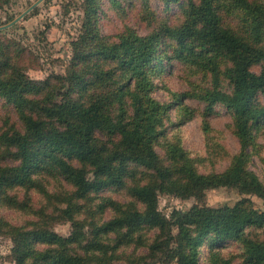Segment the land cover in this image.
Wrapping results in <instances>:
<instances>
[{
    "label": "trees",
    "instance_id": "trees-1",
    "mask_svg": "<svg viewBox=\"0 0 264 264\" xmlns=\"http://www.w3.org/2000/svg\"><path fill=\"white\" fill-rule=\"evenodd\" d=\"M95 1L87 2L89 33ZM232 1L250 18L251 35L226 28L215 0H199L190 3L185 22L176 29L164 26L149 35H120L116 42L79 37L71 70L67 77H58L69 83L67 92L47 81L49 89L40 93L12 65L9 52L0 53V95L12 103L23 125L0 133V204L34 218L18 227L0 219V232L11 234L17 244L16 264H112L132 247L145 249L146 258L163 264H199L198 245L210 236L218 243L240 242L244 248L240 263L213 255L212 264H264V239L246 236L248 229L264 226V214L255 209L242 204L194 206L174 211L170 218L157 209L158 193L200 199L222 187L264 200V184L248 168L255 127L264 119V47L259 41L264 35H257L264 33V3ZM161 40L168 43L162 53ZM84 46L90 54L78 51ZM171 54L210 75L212 89L200 97L209 105L223 104L232 116L240 151L224 172L199 173L178 145L167 143L166 162L156 151L170 105L153 96L152 79L155 61ZM3 56L11 62L4 64ZM223 83L229 91H223ZM54 94L61 99L54 100ZM185 96L175 95L177 100ZM139 168L145 171L139 174ZM49 177L72 190L49 193ZM110 187L125 190L132 201L114 205L113 216L105 221L95 220L98 207H91L85 247L78 251L74 246L81 244L80 233L67 239L47 229L56 218L76 227L75 216L83 209L76 201ZM35 190L42 194L40 206L33 203Z\"/></svg>",
    "mask_w": 264,
    "mask_h": 264
},
{
    "label": "rangeland",
    "instance_id": "rangeland-1",
    "mask_svg": "<svg viewBox=\"0 0 264 264\" xmlns=\"http://www.w3.org/2000/svg\"><path fill=\"white\" fill-rule=\"evenodd\" d=\"M40 0H0V28L18 19ZM215 0L219 7L221 23L239 35H251L250 18L244 10L236 6L232 0ZM253 3H264V0H247ZM88 0H43L27 13L12 27L0 30V53L12 57V65L21 69L30 81L41 90L51 86L67 92L69 83L65 78L71 70L76 50L74 43L83 35H95L111 42L118 41L120 35L134 33L135 35H149L157 32L161 27L176 29L186 19V10L190 3L199 0H96V13L91 17L93 28L88 32L85 25L87 19ZM257 35H264L258 33ZM260 45L264 47V36L259 37ZM168 43L160 41L162 53ZM171 47H174L171 44ZM78 51L90 54L91 49L79 47ZM81 55V54H80ZM172 55V54H171ZM173 54L170 58L157 59L156 71L153 74V96L164 104L170 105V111L160 132L156 151L166 162L165 153L167 143L178 145L182 152L193 161L199 173L207 175L221 173L227 170L238 156L240 144L234 133L233 119L230 112L219 102L209 105L204 96L212 88V78L204 70H198L187 60L177 58ZM162 56V55H161ZM3 56L5 64L11 58ZM96 56L94 59H97ZM257 72L259 68H255ZM223 91L230 87L223 83ZM59 89H57V92ZM61 92V91H60ZM186 94L184 99L177 100L175 95ZM61 98L54 94V100ZM190 108L189 113L185 108ZM23 128L15 107L4 96L0 95V133L8 126ZM251 156L248 168L255 173L264 184V119L257 122L255 140L249 150ZM3 162V158L0 162ZM5 163V162H4ZM6 163L13 164L7 160ZM132 167V166H131ZM145 169L139 168V174ZM35 176L34 178H36ZM59 181V182H58ZM47 189L49 193H56L63 188L71 191L72 187L49 177ZM33 203L40 206L43 203L42 194L35 190L32 193ZM132 199L125 194V190L110 187L88 194L84 199L76 201L82 211L75 216L79 225L73 226L68 219L56 218L47 229L63 238H74L77 233L83 235L81 244L74 245L78 250L88 242L86 234L90 232L91 207H98L95 220H109L113 216V206L117 203L127 204ZM103 204V207L100 205ZM242 204L264 214V200L248 194H241L239 190L222 187L208 190L200 198L182 199L176 195L158 193L157 209L165 218H170L174 211H189L194 206L222 208L234 207ZM97 209V208H93ZM11 226H22L34 218L0 204V219ZM7 227V226H6ZM6 229V228H4ZM176 227L173 235H177ZM250 238L264 239V226L250 228L246 231ZM17 247L13 236L0 232V264H16L15 249ZM79 251V250H78ZM199 264H212L213 255L220 258L232 259L240 263L244 259V248L240 242L214 241V237L204 238L197 248ZM128 255L131 256L128 258ZM141 256V259H138ZM143 259V260H142ZM112 264H163L160 259L146 258V250L128 248L125 255L117 257ZM168 264H176L168 263Z\"/></svg>",
    "mask_w": 264,
    "mask_h": 264
},
{
    "label": "water",
    "instance_id": "water-1",
    "mask_svg": "<svg viewBox=\"0 0 264 264\" xmlns=\"http://www.w3.org/2000/svg\"><path fill=\"white\" fill-rule=\"evenodd\" d=\"M43 0H40V2H42ZM38 3V4H39ZM38 4L33 5L29 10H27L23 15H21L18 19H15L13 22H11L9 25H6L4 27H1L0 30H4L6 28L12 27L13 25H15L19 20H21L27 13H29L32 9H34Z\"/></svg>",
    "mask_w": 264,
    "mask_h": 264
}]
</instances>
